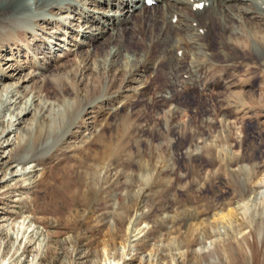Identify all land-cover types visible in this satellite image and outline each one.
I'll use <instances>...</instances> for the list:
<instances>
[{"label":"rangeland","instance_id":"1","mask_svg":"<svg viewBox=\"0 0 264 264\" xmlns=\"http://www.w3.org/2000/svg\"><path fill=\"white\" fill-rule=\"evenodd\" d=\"M69 16V10H55L49 19L0 25V264H264V101L245 100V113L225 108L231 92L250 93L249 79L213 85L216 111L199 87H179L171 104L136 98L125 105L129 91L102 103L100 97L117 93L121 81L107 86L104 78L113 76L104 73L98 85L95 74L81 71L75 51L59 62L77 70L73 79L50 77L34 90L38 101L29 112L32 88L7 78L13 71L3 59L36 55L37 33L45 38L55 32L58 26L49 21L57 18L76 24ZM141 31L125 33L124 44L144 49L132 42ZM75 37L70 31L58 42L74 49ZM161 49L149 45L150 62L161 59ZM258 74L264 76L253 69L247 78ZM150 79L154 99L165 79ZM92 100L95 106L77 119ZM46 102L52 106L43 109ZM169 104L180 108L174 119L167 117ZM226 111L236 118L235 134L220 123ZM213 116L211 129L204 128L202 118ZM173 122L180 131L172 130Z\"/></svg>","mask_w":264,"mask_h":264},{"label":"bare ground","instance_id":"2","mask_svg":"<svg viewBox=\"0 0 264 264\" xmlns=\"http://www.w3.org/2000/svg\"><path fill=\"white\" fill-rule=\"evenodd\" d=\"M148 1L0 0V25L4 28L25 25V20L29 18L49 19L55 10H69V17L73 16V21H77L74 24L69 18L51 20L49 22L56 24L58 28L45 38L44 34L37 33L36 41L40 43H35L36 55L28 57L26 51L20 55L11 53L10 56L4 57V66L6 65L9 71H13L6 73L5 76L18 77L25 90L32 88V102L26 103L25 110L30 112L34 102L38 101V93L36 95L34 90L47 84L50 77L69 74L70 79H73L75 75L73 73L77 70L60 65L59 62L75 51L81 61L79 65L81 71H91L95 74L97 77L94 82L98 85H101L100 77L104 73L113 76L109 80L107 77L104 78L103 83L107 86H114L121 81L117 93L105 92L100 97L99 101L102 103H108L112 94L120 98L126 96L124 93L129 91L127 98L131 100L125 105L132 103L136 98L139 102L146 101L152 105L163 101L171 104V101L178 96L179 87H185L188 91L199 87L202 95L205 96L204 93L208 95L211 110L216 111L218 106L215 105V101L218 94L213 91V85L217 84V88H221L219 80L220 84H224L231 77H234L231 79L233 84L239 80L249 79V86L252 89L250 93L231 92L233 102L227 101L225 108L234 113H245L243 106L245 100L250 103L264 101V95L253 92L255 87L264 88V81L263 85L262 82L260 84L264 76L258 74L247 78V74L253 69L264 73V25L257 22H264V0H152L153 4H148ZM139 28L142 30V33L140 32L142 35L132 42L137 46L138 43H144V49L139 46L135 48L126 46L123 35L134 34ZM70 31L77 33V37L73 38L74 49L58 42H65L63 37H66L67 32ZM214 32L218 33L216 39L212 38ZM34 36L36 37L35 34ZM152 43L161 45L162 60L156 58L157 60L153 62L149 61L151 53H149V45L151 47ZM101 47L103 52L100 51ZM172 54L174 55L171 57ZM160 60L161 67L159 71H155L154 66ZM51 67H54V70L47 75ZM224 69L227 70L223 78L221 73ZM243 69H245L244 73H242ZM155 74L163 75L165 85H163L164 91L151 99L148 96L150 76L153 77ZM31 82H34L32 86H30ZM129 84L137 85L129 88ZM19 87L20 85L16 88L18 89L16 92L20 94ZM59 93L61 95H57L63 97L61 103L67 104L69 96L64 95L61 90ZM19 97L22 95L20 94ZM95 101H87L77 119H80L82 114L87 115L89 107L92 108L96 104ZM54 103L58 105L59 102ZM50 106H52L51 102L47 107ZM69 107L66 105V108ZM144 110L143 114L148 111ZM117 111L119 107L112 109L111 117L115 116ZM228 112L222 113L220 123L229 133L235 134L238 129L236 118L233 119ZM167 113V117L174 119L180 114V108L177 105L172 108L170 105ZM129 117L126 115L124 121ZM156 118L160 120L162 116L157 115ZM215 119L218 118L203 117L200 122L204 123V128L210 130ZM172 128L173 131L178 132L182 126L178 122H173ZM232 212L233 210L230 211ZM226 216L224 214L221 218Z\"/></svg>","mask_w":264,"mask_h":264}]
</instances>
